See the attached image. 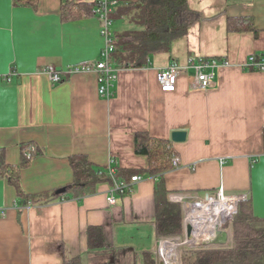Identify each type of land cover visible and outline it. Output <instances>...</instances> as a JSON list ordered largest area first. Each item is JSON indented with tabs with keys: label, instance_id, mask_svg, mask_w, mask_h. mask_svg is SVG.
I'll use <instances>...</instances> for the list:
<instances>
[{
	"label": "crops",
	"instance_id": "obj_1",
	"mask_svg": "<svg viewBox=\"0 0 264 264\" xmlns=\"http://www.w3.org/2000/svg\"><path fill=\"white\" fill-rule=\"evenodd\" d=\"M69 1L96 0H38L36 7L0 0L3 161L19 165L21 143L43 150L20 169L27 194L70 184L72 154L97 167L112 159L141 180L130 193L116 194L114 204L107 202L110 183L99 182L90 194L23 205L0 177V264H62L73 257L82 264H145V253L155 262V178L143 172L147 158L134 151L138 131L166 139L185 131V140L174 142L178 167L163 173L169 193L222 185L228 193L247 194L254 214L264 216V71L243 68L250 54L264 52V0H187L201 19L169 52L151 54L142 67L117 69L110 98L99 94L96 71L63 73L95 63L103 46L96 15L61 18V5ZM229 17H251L257 33L229 31ZM204 58L229 65L216 68L211 87L194 88L191 65ZM171 63L184 71L175 91L162 92L156 72ZM49 67L62 71L63 80L51 81ZM93 226L102 228L104 242L91 249L87 230Z\"/></svg>",
	"mask_w": 264,
	"mask_h": 264
},
{
	"label": "trees",
	"instance_id": "obj_2",
	"mask_svg": "<svg viewBox=\"0 0 264 264\" xmlns=\"http://www.w3.org/2000/svg\"><path fill=\"white\" fill-rule=\"evenodd\" d=\"M111 13L113 21L111 37L113 51L110 61L115 68L142 67L151 54L169 52L171 44L187 34L189 28L201 19L199 12L189 8L187 0H116ZM237 1V0H228ZM17 6L36 7L38 0H13ZM95 1L90 5L69 1L61 5V18L73 19L83 15H95ZM117 23L118 25H114ZM120 24L131 25L129 29H119ZM118 26V27H117ZM229 31L257 29L251 17L227 19ZM264 54V52H257ZM207 59V58H206ZM255 71V70H253ZM257 71V70H256ZM264 139V125H263ZM35 143L20 145L19 165H7L0 151V177H7L15 187L19 203L44 204L54 200L68 199L95 192L99 182H109L107 167H97L83 154L69 157L73 180L56 194V190L27 194L20 184V169L27 167L31 159L42 153ZM134 151L147 158L148 165L143 171L155 178V226L158 238L182 234V207L169 200L163 180V173L172 168V158L177 156L174 141L150 135L147 131L134 133ZM114 177L128 181L136 171L114 166ZM130 192H127L128 194ZM229 242L226 245H185L180 249L182 264H264V216L254 214L250 198L240 201L238 211L226 225ZM103 231L100 226L87 230L88 246L91 249L103 246ZM145 264H155L150 253L144 254ZM62 264H82L79 257L66 259ZM96 264H116L114 261Z\"/></svg>",
	"mask_w": 264,
	"mask_h": 264
},
{
	"label": "built area",
	"instance_id": "obj_3",
	"mask_svg": "<svg viewBox=\"0 0 264 264\" xmlns=\"http://www.w3.org/2000/svg\"><path fill=\"white\" fill-rule=\"evenodd\" d=\"M95 15L100 22V35L103 46L100 50L99 59L91 64L84 63L66 68L63 73L72 74L93 70L98 75V91L102 97L110 98L115 95L114 81L117 68L110 61L113 51L111 37L112 18L111 13L116 0H96ZM229 65L226 59L204 58L193 63V75L191 84L194 88L207 89L214 83L215 70L219 66ZM246 70L264 71V54L252 53L243 65ZM184 68L174 63L160 67L156 72V80L162 92H173L176 88L178 76L183 73ZM49 78L53 82L63 80L62 71L53 67L47 69ZM9 79V77H7ZM113 160L107 165V174L112 178V184L107 194V202L115 203L116 194L131 192L133 184L141 180L139 175H132L128 181L114 177ZM172 168L178 167L179 158H172ZM248 196L245 193H228L220 185L212 191H175L168 194L170 201L180 203L182 207V234L173 237H160L156 240L153 248L156 264H180L179 252L185 245H198L203 239H207L217 229H225L229 233L227 224L233 219L238 211L240 201ZM190 226V237L186 236V227Z\"/></svg>",
	"mask_w": 264,
	"mask_h": 264
},
{
	"label": "water",
	"instance_id": "obj_4",
	"mask_svg": "<svg viewBox=\"0 0 264 264\" xmlns=\"http://www.w3.org/2000/svg\"><path fill=\"white\" fill-rule=\"evenodd\" d=\"M186 138V133L183 130H174L171 132V140L174 142L183 141ZM64 187L56 190V194L63 192ZM190 226L186 227V236L189 238L190 235ZM229 242V233L225 229H217L212 235L207 239H203L199 242L200 245H226Z\"/></svg>",
	"mask_w": 264,
	"mask_h": 264
},
{
	"label": "rangeland",
	"instance_id": "obj_5",
	"mask_svg": "<svg viewBox=\"0 0 264 264\" xmlns=\"http://www.w3.org/2000/svg\"><path fill=\"white\" fill-rule=\"evenodd\" d=\"M114 25L116 26V25H118V24H117V23H114ZM126 26H127V27H126L127 29L132 28V26L127 25V24H126ZM117 27H118V26H117ZM179 262H180V252H179ZM180 264H182V263L180 262Z\"/></svg>",
	"mask_w": 264,
	"mask_h": 264
}]
</instances>
